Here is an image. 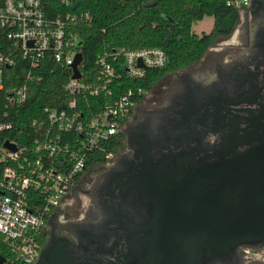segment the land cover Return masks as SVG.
Segmentation results:
<instances>
[{
  "label": "flooded vegetation",
  "instance_id": "obj_1",
  "mask_svg": "<svg viewBox=\"0 0 264 264\" xmlns=\"http://www.w3.org/2000/svg\"><path fill=\"white\" fill-rule=\"evenodd\" d=\"M240 17V46L209 47L199 61L164 76L147 102L144 95L137 103L121 132L124 147L109 162L85 170L94 173L86 210L73 215L59 205L47 216L34 264L40 258L43 264L148 262L154 190L260 143L264 9L251 0ZM219 185L220 180L198 179L192 197L202 198ZM199 257L202 264H264V237L201 251Z\"/></svg>",
  "mask_w": 264,
  "mask_h": 264
},
{
  "label": "built area",
  "instance_id": "obj_2",
  "mask_svg": "<svg viewBox=\"0 0 264 264\" xmlns=\"http://www.w3.org/2000/svg\"><path fill=\"white\" fill-rule=\"evenodd\" d=\"M250 2L226 0L240 14ZM88 17L87 13H64L50 18L42 0H0L1 78L4 69L25 60L29 65L26 80L39 79L41 61L50 57L71 70L64 85L70 94L106 97L113 95L111 86L123 76L142 78L146 69L165 65L167 57L160 48H118L98 55L93 80H87L81 71L80 78L73 79L72 64L81 52V38L72 28ZM141 93L140 88L128 89L112 103L100 107L89 120H82L80 112L45 108L48 123L38 119L31 122L37 136L29 153L36 156H29L15 141L8 140L16 145L14 152L2 143L0 162L6 165L0 170V264H34L47 216L85 172L90 152L104 151L105 144L122 132L138 103L134 97ZM26 98V84L7 89L4 106L18 108ZM74 105L75 100L69 104L70 108ZM7 116L8 110H5L0 119V133L11 127L4 120ZM115 153L114 150L105 152V162L112 160Z\"/></svg>",
  "mask_w": 264,
  "mask_h": 264
},
{
  "label": "trees",
  "instance_id": "obj_3",
  "mask_svg": "<svg viewBox=\"0 0 264 264\" xmlns=\"http://www.w3.org/2000/svg\"><path fill=\"white\" fill-rule=\"evenodd\" d=\"M42 1L50 18L64 13L88 14V19L78 21L72 28L81 38L82 62L79 68L83 76H87V80L95 77L98 55L112 49L137 50L156 47L165 52L167 61L163 67L146 69L142 78L123 76L111 86L113 95L106 97L70 94L64 85L69 80L71 70L58 65L50 57L41 61L39 79L26 80L29 65L25 60L17 61L4 69L3 90L0 91V119L3 112L8 110V116L4 120L10 122L11 127L0 133V146L5 140L15 141L26 149L29 156L32 155L29 151L33 139L37 136L31 122L38 119L47 124L45 108L80 112L82 120H89L100 107L112 103L128 89L142 90L140 95L134 97L136 102H140L144 92L151 90L164 76L199 61L215 39L229 37L240 20L239 11L229 6L226 0ZM204 17L213 18L212 28L208 33L197 34L192 26ZM23 84L27 87L25 103L18 108L6 109L5 90ZM73 100L75 105L70 108L69 104ZM122 139L123 134L120 133L105 144L104 151H91L86 169L101 166L106 161L105 152L123 148ZM5 165L0 162V170ZM1 244L0 235V252Z\"/></svg>",
  "mask_w": 264,
  "mask_h": 264
},
{
  "label": "water",
  "instance_id": "obj_4",
  "mask_svg": "<svg viewBox=\"0 0 264 264\" xmlns=\"http://www.w3.org/2000/svg\"><path fill=\"white\" fill-rule=\"evenodd\" d=\"M253 1L264 9V0ZM81 62L79 52L72 64L73 79L81 76ZM260 112L264 119V106ZM260 126L264 131V122ZM3 145L13 152L17 149L8 140ZM198 179L220 180L221 185L195 199L192 192ZM161 187L156 193L154 190L151 255L143 264H202L201 251L227 250L242 241L264 237V133L251 150L190 170L183 179H168ZM37 264H43V258Z\"/></svg>",
  "mask_w": 264,
  "mask_h": 264
},
{
  "label": "rangeland",
  "instance_id": "obj_5",
  "mask_svg": "<svg viewBox=\"0 0 264 264\" xmlns=\"http://www.w3.org/2000/svg\"><path fill=\"white\" fill-rule=\"evenodd\" d=\"M241 18V17H240ZM213 25V18L212 17H204L203 20L198 21L197 23L193 24L192 30L197 33L201 34L202 32L208 33ZM238 32L239 29L237 27L234 28L232 34L227 38H218L215 39L213 45L210 48H215V50H219L220 48L227 49L228 46L225 45L228 43H233L232 46H240V40L238 39ZM2 84V78L0 74V86ZM157 86V87H156ZM153 88H160L159 85H156ZM155 92L153 90H148L144 93L147 99L151 96H154ZM93 172H85L79 178V183L76 182L72 186V190L68 192V195L63 199L60 203L59 208H63L68 210L71 214H81L86 210L88 203H89V192L91 188V180ZM91 175V176H90ZM58 208V207H57ZM56 208V209H57ZM257 256V255H256ZM258 257V256H257Z\"/></svg>",
  "mask_w": 264,
  "mask_h": 264
}]
</instances>
